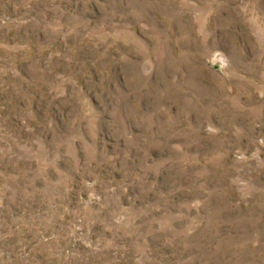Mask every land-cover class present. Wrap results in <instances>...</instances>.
Listing matches in <instances>:
<instances>
[{
  "label": "rangeland",
  "instance_id": "rangeland-1",
  "mask_svg": "<svg viewBox=\"0 0 264 264\" xmlns=\"http://www.w3.org/2000/svg\"><path fill=\"white\" fill-rule=\"evenodd\" d=\"M0 264H264V0H0Z\"/></svg>",
  "mask_w": 264,
  "mask_h": 264
}]
</instances>
